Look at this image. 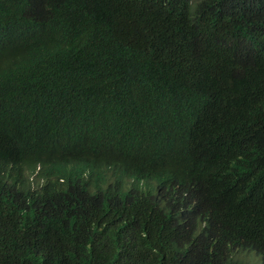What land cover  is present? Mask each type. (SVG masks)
I'll use <instances>...</instances> for the list:
<instances>
[{
    "label": "trees",
    "instance_id": "trees-1",
    "mask_svg": "<svg viewBox=\"0 0 264 264\" xmlns=\"http://www.w3.org/2000/svg\"><path fill=\"white\" fill-rule=\"evenodd\" d=\"M0 151V264H264V0H0ZM74 156L195 181L224 240L166 196L79 209Z\"/></svg>",
    "mask_w": 264,
    "mask_h": 264
},
{
    "label": "clouds",
    "instance_id": "clouds-1",
    "mask_svg": "<svg viewBox=\"0 0 264 264\" xmlns=\"http://www.w3.org/2000/svg\"><path fill=\"white\" fill-rule=\"evenodd\" d=\"M67 164L78 167L81 171L77 173L79 179L77 182L76 204L79 209L91 212L94 206H88L87 200L90 203L93 196L107 193L115 195L127 204L134 198L154 201L166 196V199L179 201L181 206L176 205L174 201V203H170L172 206L161 210L158 207L155 209L157 211L154 210L156 216L153 217L154 220H167L168 224H179L183 217L187 215L189 219L195 220L201 227L211 228L213 231L208 233V236L216 239L222 238L221 227L214 224L213 215L210 214L206 206L200 186L195 181L183 178L173 170H159L157 173L151 174L147 170L141 169L136 173L133 169H128L127 166L114 160L104 163L96 162L98 168L96 174L93 166L83 156H74L70 161H67ZM0 172L7 180V187L13 188L27 178L28 169L21 156L8 155L0 151ZM42 175L35 178L31 186L39 188L41 199H47L48 195L52 196L54 190L58 188V183H56V180L55 183L51 180L50 186L46 187V184L49 183V174ZM164 179L166 180L164 181ZM94 191L96 194L92 195L91 193ZM195 242L196 240L191 244L194 245ZM248 245L251 247L256 246L247 242L237 243L235 240L233 245L223 244L219 250L224 248L226 254L224 261L226 264L230 262L243 264L245 263L242 256L243 251L238 253V249L245 250ZM194 247L195 249L200 248L198 245H194ZM225 247H227V250ZM250 264L256 263L251 261Z\"/></svg>",
    "mask_w": 264,
    "mask_h": 264
},
{
    "label": "rangeland",
    "instance_id": "rangeland-1",
    "mask_svg": "<svg viewBox=\"0 0 264 264\" xmlns=\"http://www.w3.org/2000/svg\"><path fill=\"white\" fill-rule=\"evenodd\" d=\"M12 182V181H11Z\"/></svg>",
    "mask_w": 264,
    "mask_h": 264
}]
</instances>
